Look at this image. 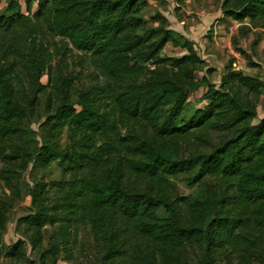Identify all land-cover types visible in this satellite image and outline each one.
I'll return each mask as SVG.
<instances>
[{
    "label": "trees",
    "instance_id": "obj_1",
    "mask_svg": "<svg viewBox=\"0 0 264 264\" xmlns=\"http://www.w3.org/2000/svg\"><path fill=\"white\" fill-rule=\"evenodd\" d=\"M25 1L38 2L27 37L16 0L0 16V256L29 260L24 240L4 239L25 189L19 222L42 264L73 263L81 229L95 264H264V81L230 64L217 87L193 40L159 11L145 19L150 0ZM223 12L264 29V0H224ZM202 87L207 105L184 119ZM54 162L62 177L46 179ZM172 178L198 187L179 195Z\"/></svg>",
    "mask_w": 264,
    "mask_h": 264
},
{
    "label": "rangeland",
    "instance_id": "obj_2",
    "mask_svg": "<svg viewBox=\"0 0 264 264\" xmlns=\"http://www.w3.org/2000/svg\"><path fill=\"white\" fill-rule=\"evenodd\" d=\"M21 6V13L29 17L26 25L23 24L19 29V37H27L26 26L29 21L34 20V15L38 10V2L33 3L29 8L25 0H16ZM224 0H150L149 5L143 10V16L149 24H155L151 21V16L156 12L163 13L169 20V27L187 38L193 40L198 54L206 61L205 70L201 73L209 74L211 81L219 87L222 77L228 72V65L236 71H241L247 75L258 77L264 81V29L255 27L250 23L249 19L240 22L227 16L223 12ZM9 0H0V16L10 15L8 10ZM28 28V26H27ZM72 52L67 60L71 67L77 71L81 68L78 66V55L82 52L72 47ZM88 64L85 65L87 68ZM84 68V69H85ZM209 69L211 73H209ZM76 71V72H77ZM90 71H87V75ZM42 82H48L47 73L42 77ZM49 87L47 92H43L40 97L43 100L41 106V117L31 124V127L38 134H41L40 125L46 118L45 100L47 94L51 91ZM207 91V87L198 90L188 102L187 110L184 113V119H187L195 109L204 108L207 101L203 100ZM76 99V97H75ZM258 123L264 117V97L261 98L257 107ZM221 137V133L209 134V139L215 143ZM69 132L65 129L60 139L62 144L67 143ZM2 163L0 161V167ZM41 175V174H39ZM62 177V166L54 162L49 171L46 172V179H60ZM24 179L28 185H32V177L29 173L24 174ZM175 184L174 190L179 195H187L193 193L198 185L189 186L187 181L180 179H171ZM26 184V185H27ZM25 185V186H26ZM9 193L4 182L0 179V194ZM31 197L26 190L22 191V198L14 201L13 206L8 212V222L5 232V243L13 245L19 239L24 240L29 260L26 264H42L39 256L33 251L29 240V233L24 224L19 222L22 216L27 215L31 211ZM52 227L48 226L45 231L44 243L47 244L48 237L52 233ZM87 231L81 229L76 244V250L81 249L79 255L74 249L73 263L67 260L66 255H59L51 258L45 264H95V254L91 250V241L88 245L85 240ZM90 249V250H89ZM78 255V256H77ZM0 264H10L9 258L5 255L0 256Z\"/></svg>",
    "mask_w": 264,
    "mask_h": 264
}]
</instances>
